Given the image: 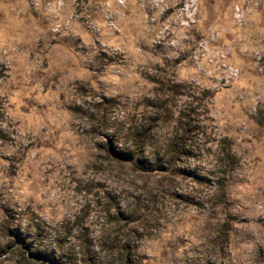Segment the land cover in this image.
Returning <instances> with one entry per match:
<instances>
[{
  "label": "rangeland",
  "instance_id": "1",
  "mask_svg": "<svg viewBox=\"0 0 264 264\" xmlns=\"http://www.w3.org/2000/svg\"><path fill=\"white\" fill-rule=\"evenodd\" d=\"M190 2L146 6L176 31L136 52L76 27L108 19L99 0H0V264H59L25 240L71 264H264V0H205L203 31ZM205 43L232 63L208 75ZM138 129L143 154L117 157Z\"/></svg>",
  "mask_w": 264,
  "mask_h": 264
},
{
  "label": "clouds",
  "instance_id": "2",
  "mask_svg": "<svg viewBox=\"0 0 264 264\" xmlns=\"http://www.w3.org/2000/svg\"><path fill=\"white\" fill-rule=\"evenodd\" d=\"M66 2L68 6L74 5L76 3V0H55V7L57 9H62L65 7ZM101 6L105 9L104 15L108 17L106 20H91V18H88V24L87 27L83 25H76V27L85 33H87L89 30H95L96 32L100 33L101 43H105V40L103 37L110 35L113 31L120 32L122 36L126 37L129 40L130 45L133 47V49L136 52H140V49L136 47V44L139 41H147L149 43L155 42L158 39H163L166 32L169 31H176L175 29L169 28L168 25H163L160 27H154L150 21L149 16L147 12L145 11V7H149L153 10L160 9L162 11L163 9L160 8L161 5L167 6L165 3V0H99ZM244 0H241V4H243ZM92 3V0H89V4ZM220 3V0H217V4ZM47 5V0H34V8L33 10L36 11L38 14L43 15L45 6ZM205 0H191L190 7H193V10L189 13H187V19L181 20L180 24L183 28H188L193 25L200 28V30H204V22L206 20H209V14L207 10L204 7ZM114 6H120L122 8H130L132 11L131 17H126L124 15L123 11L114 10ZM199 13V16L196 14ZM86 15V14H85ZM258 14L256 13H241L239 17H237L236 21H232L231 23H237L239 19H245L248 22H253L257 19ZM138 17V19H137ZM72 19L73 22L75 21V15L74 12L72 13ZM157 15L152 16V20H156ZM220 17L217 16L216 21L212 22V26L207 30L206 35H208L211 39L215 40L217 36L222 35L223 31L231 30V23L228 24V26L224 29H220V23H219ZM131 25V28L129 27ZM61 30V25L59 23L55 24V27L52 29L54 33H57ZM135 31L136 36H132L131 32ZM213 33H216V35H212ZM182 35V31L180 32ZM88 42L91 45L92 44V37L88 36ZM176 41L172 40L171 44H175ZM227 43V42H226ZM107 46L115 48L117 50H123L121 49L120 44L116 43V40H110L107 42ZM75 47V45H74ZM204 53H206V60L208 59H218L214 68L211 70H208V75L213 74V70H217L220 64H231V61H228L226 59V53L223 50V48H215L211 47L207 43H205L203 46ZM228 51H231V47L228 46ZM65 60L72 65L73 67H78L77 62L75 61V58L72 56H68L65 58ZM161 61L157 58V63H160ZM204 66L203 64L201 65ZM230 75V74H229ZM107 79H110L114 82L120 83L119 77L110 76L107 77ZM115 146V145H114Z\"/></svg>",
  "mask_w": 264,
  "mask_h": 264
},
{
  "label": "trees",
  "instance_id": "3",
  "mask_svg": "<svg viewBox=\"0 0 264 264\" xmlns=\"http://www.w3.org/2000/svg\"><path fill=\"white\" fill-rule=\"evenodd\" d=\"M134 136L133 141L135 143V146L131 150H119L116 152L117 157L124 159V160H134L137 155L142 153L144 143L149 136L145 133V130H135L131 134ZM178 140L173 142L171 148H170V155L171 158L174 159L179 153L177 150L178 148ZM143 154V153H142ZM137 161L140 162L142 161L141 158H137ZM25 244H29V255L33 257L34 259H45V260H50L55 263L59 264H71L70 262H67V260H63V257L61 255H56L51 252H48L45 248H42L39 246L37 243H34L30 240H25ZM55 253V252H54Z\"/></svg>",
  "mask_w": 264,
  "mask_h": 264
}]
</instances>
